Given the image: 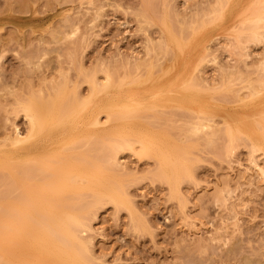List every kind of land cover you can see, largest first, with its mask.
Here are the masks:
<instances>
[{"label": "rangeland", "instance_id": "obj_1", "mask_svg": "<svg viewBox=\"0 0 264 264\" xmlns=\"http://www.w3.org/2000/svg\"><path fill=\"white\" fill-rule=\"evenodd\" d=\"M177 77H181L179 89L184 97L179 104L155 105L153 109L134 105L133 109L131 106L124 110L118 102L106 110L115 111L114 117L107 120L106 111L99 115L97 132L100 137L104 133V138L94 134L89 138L87 131L70 132L58 138L53 146L54 154L62 152L57 159L43 160L54 165L70 160L75 167L72 173L79 175L82 168L83 177L87 178L82 166L88 169L92 166L98 173L102 170L100 173L104 171L111 176L106 179L107 186L118 185V191L115 187L111 189L122 194L121 203L111 200L102 181L105 175L103 178L100 173L93 175L90 167L89 176L95 179L100 176L101 184L104 183L105 189L95 188V191L104 189L102 199L97 200L96 193L91 194L89 185L87 190L83 187L88 183L97 185L90 180L93 178L82 182L84 179L79 175L76 182L72 175L71 183L81 188L73 189L77 190L72 191L75 194L68 190L63 195L66 203L58 205L56 199L49 200L50 204L43 199V206L39 203L40 215L42 212L45 215L51 205L56 210L61 206L72 212L74 207L79 209L80 213L78 210L74 213L82 216V226L79 224L75 229L82 244L77 248L82 264H264V0H0V159L10 158L17 174L18 157L14 154L18 142L14 143V139L23 136L25 140V137L41 140L44 134L43 138L48 139L49 130L61 128L62 124L57 126L60 120L55 121L56 126L53 123L56 118H63V114L56 117L63 112L61 107L70 110L67 102H78L79 106L72 104L71 110L77 106L81 109L76 115H81L90 110L91 102L85 103L86 106L80 104L88 100L89 94L92 101L109 92L126 91L129 86V90L143 88L155 93L167 89ZM92 85L103 90H91ZM90 91L95 95L91 96ZM33 102L53 103L59 112L56 109L52 112L51 104L50 110L47 105L44 108L40 105L42 112L37 110L40 117L37 119L44 122L41 117H48V113H54L51 116L54 119L45 118L47 131L43 129L38 136L28 138L31 123L27 116L30 109L26 107L35 105ZM198 106H205L210 112L200 111ZM136 107L140 108L139 113ZM121 108L126 113L133 112L129 111L124 115L127 119H122L125 112L120 111L119 119L115 114ZM40 120H35L36 126L43 124ZM51 120L54 127L48 124ZM247 122L255 133L247 128ZM108 127L113 130L111 134L104 132ZM137 128L144 129L135 132ZM114 130H121V134L123 131V136ZM132 131L135 134L141 131L138 132L141 135ZM128 132L132 135L124 136ZM147 133V138L153 139H145ZM106 134L114 135L119 143L112 137L107 141ZM138 138L145 139V144L149 140L154 148L147 147V143L145 150ZM102 139H107L104 140L107 145ZM120 143L122 148L116 150ZM175 145L178 153L173 156ZM153 150L161 151L164 162L158 160L160 153ZM111 151L116 154L109 159ZM163 152L167 155L171 152L172 156ZM167 159L176 161L173 165L178 163L179 169L176 166L170 169L172 162ZM31 160L29 164L34 163ZM159 161L164 166L170 163L166 167L170 171L181 170L176 172L179 176L163 173L165 167ZM35 162L39 164L40 159ZM4 167L7 172L0 167V235L5 232L7 237H0L3 256L0 264H36L37 260H41L40 264H56L52 254L30 252L29 236H19V242H8V234L12 233L8 219L20 211L24 214L23 210L32 214L28 208L24 209L25 205L18 211V203L26 198L18 200V182L16 185L14 181L18 180L17 174L11 177L8 168L13 167L10 164ZM48 172L51 170L45 171ZM167 174L179 177L176 185L175 179L169 180ZM41 191L36 193L43 197L52 192ZM30 201L34 203L29 200L27 207L38 211L39 205L31 207ZM50 230L56 231L49 229L47 237L52 236ZM51 245L56 247L55 242Z\"/></svg>", "mask_w": 264, "mask_h": 264}, {"label": "bare ground", "instance_id": "obj_2", "mask_svg": "<svg viewBox=\"0 0 264 264\" xmlns=\"http://www.w3.org/2000/svg\"><path fill=\"white\" fill-rule=\"evenodd\" d=\"M257 17V16H256ZM260 18V17H259ZM137 73V72H136ZM137 74H139V72L137 73ZM140 75V74H139ZM138 75V76H139ZM186 75H188L189 77L191 76V75H189V74H186ZM136 76V75H135ZM139 77H141V76H139ZM180 78L181 77H177V78H175V79H173L172 81H171V84L169 85V87L166 89V88H161L158 92H155V93H148V91H146V89H144V90H141V89H143V88H140L139 90H137L138 88H134V87H132V89L131 90H129L131 87L129 86V89H125L126 91H123L122 92V90H124V89H122V90H120V91H117V92H109V93H106L105 95H102V96H96L95 98H93L92 99V101H89V98L91 99V97H90V94H89V98L87 97V101L86 100H82L83 102L81 103L80 101V104H82V106L84 105V106H86V104L88 103V102H91V106H90V110H87L86 111V113H83V114H81V115H76V114H78V113H76L77 112V110H80V109H78V107L76 108L75 107V109L74 110H71V109H73V105L75 106V105H77L78 104V106H79V103L78 102H76L77 104H75V103H73V101L71 102V103H69V102H67V104H65V105H67L68 106V108L71 110V112H70V110L68 111L67 109H65L64 107V105H62V106H64V107H61L60 109L61 110H63V112L62 113H58V115H57V112H59V111H57V109L56 108H54V107H56L55 106V104H54V106H52L53 105V103L51 104V106H52V112H54V110L56 109V111H55V116L56 117H58V116H60V115H62L63 114V118H66V120H64L63 121V118L62 117H58V118H56L55 120H54V122L56 121L57 122V119L58 120H60V123H53L52 122V120L54 119L53 117H51V116H53L54 115V113L53 114H51V113H48V112H45L46 114L48 113V117H51V121L49 122L48 121V124H50V123H53L54 124V126H56L55 124H57V126L59 125V124H62L61 125V128L60 129H51V130H49L48 132H47V134L49 135V138L48 139H44L43 138V136L45 135H43V136H41V140L40 139H28L27 140V137H25L26 138V140L24 139V138H21V137H23V136H21V137H16V139H14V143L17 141L18 142V150H15V156L16 157H18V159L17 158H15V159H17V163H18V174L17 173H15L16 171V165H14V163H13V165H11L12 163L11 162H13V161H11L10 162V158H9V160L8 159H0L1 160V163H2V165L0 166V167H2V170H5V172H7L6 170V167H4L5 165H7V168H8V166H9V164H10V166H12L13 168H8V169H10V171H8V172H10L9 174H12L11 175V177H14V175L15 174H17V179L18 180H15L14 178V181H15V183H16V181L18 182V200L19 199H22V198H26V200L27 199H29V200H32V201H34V203H31V201H30V204H33V205H30L29 204V206H33L34 207V204L36 203V204H38L39 205V203L43 206V199H44V202L45 201H47L48 200V202H45V203H48V204H50V202H49V200H51V199H53V201H55L54 199H56L57 200V203L56 204H58V205H61L60 203H66V197L64 198V196L63 195H65V193L66 192H68V190L70 191L71 190V192L73 191V192H77V190L78 189H80L81 188V186H79V185H76L77 183H75L74 181V183H71V181L72 180H74L75 179V181H76V179L79 177V175H80V177L82 178L83 177V170H82V168L80 169V172H81V174H77V175H75V174H73L72 173V171L74 172V170L75 169H73V168H75L74 167V165L73 164H70L69 162H71L70 160H68L69 162H66L67 164H70V165H72L71 167H72V169H71V167H70V165H67L66 163H64L63 161L62 162H59V163H57L56 165H54L53 164V162L51 163L50 161H44L43 162V160L44 159H49L50 157H51V159H49V160H51L52 161V159L53 158H56V156H58V155H60L62 152H60V151H58L57 149H56V152L58 151V153L59 154H57L56 155V153L54 154V152H55V150L53 149V146H54V144L56 143V140L58 139V138H61V137H63V136H65L66 134H68V133H70V132H74V133H79V132H85V131H87V132H89V134H88V136H89V138L94 134L95 135V137H96V135L98 136V138H101V137H103L104 138V133H101L103 136H101L100 137V134L98 135V132H97V124L100 122V113L102 112V111H106V110H110V108H113V107H115V105H116V103H118V102H120L121 104L120 105H122L123 104V108H124V110H127V109H129V107H131L132 106V109H133V107H134V105H137V106H139V105H141V106H139V107H143V108H147V109H153V108H155L154 106L156 105H163V104H168V103H175V104H179L181 101H182V99H184V97H183V95H182V92H180V89H179V82H180ZM186 80L188 79L187 78V76H186V78H185ZM190 80V79H189ZM132 82H134V81H132ZM185 82V81H184ZM105 83V82H104ZM131 83V82H130ZM129 83V84H130ZM191 83V82H190ZM189 83V84H190ZM95 84V83H94ZM126 84V83H125ZM124 84V85H125ZM102 86H103V84H101ZM105 85H107V83L105 84ZM119 85V84H118ZM123 84L121 83V86H122ZM96 86V85H95ZM94 85H92V87H91V90H93L94 88H98L99 89V87H95ZM182 85H180V87H181ZM185 86H188V85H186L185 84ZM114 87V86H113ZM120 87V86H119ZM119 87H117V88H119ZM111 88V87H110ZM116 88V87H115ZM135 89V90H134ZM97 90V89H96ZM96 90H94V91H96ZM103 89H99V90H97L98 92L99 91H102ZM117 90V89H116ZM129 90V91H128ZM141 90V91H140ZM96 91V95H97V92ZM133 91V92H132ZM138 93H137V92ZM146 91V92H145ZM91 92V91H90ZM140 92V93H139ZM144 92H145V94H144ZM132 93V94H131ZM93 95H95V93L93 92H91V96H93ZM141 97L142 98H144L143 100H141ZM188 100H191V99H188ZM52 101V100H51ZM51 101H48V102H51ZM54 102H55V100H53ZM61 102H62V100H61ZM35 103V105H37V103L36 102H33V103H31V104H34ZM45 103H47V102H44L43 104H41L40 103V105H41V107L42 106H45V105H47L48 106V109H49V105L50 104H45ZM64 103H66V102H63V104ZM68 103L70 104V107H69V105H68ZM86 103V104H85ZM57 104V103H56ZM73 104V105H72ZM35 105H30V106H32L31 108H30V106H28V107H26V110H27V108H29L30 110L32 109H34V110H36V112L35 111H30L29 110V113H28V115H27V112H26V114L25 115H27L28 117H29V119H30V123H31V129H30V135L28 136V138L29 137H31V136H38V134L40 133V131H42L43 129H46V124H47V122H46V120L48 119V117H45L44 115H42L43 113H40L39 115H42V117H41V119H44V122L46 123H44L42 120H40V119H37V118H40V117H38L37 116V114H38V112H37V110H39V107H40V105H39V103H38V105L39 106H35ZM60 105H61V103H60ZM143 105H145V106H143ZM67 106H66V108H67ZM81 106V107H82ZM117 106V105H116ZM128 107V108H125V107ZM33 107H38V109L36 108H33ZM60 107V106H59ZM72 107V108H71ZM119 107H121V106H118V108ZM197 107V106H196ZM200 109V111L202 110V111H206V113L207 112H210L209 111V109L207 108V107H205V106H198ZM42 108H44V107H42ZM41 108V109H42ZM46 108V107H45ZM58 108V107H57ZM63 108V109H62ZM39 110V112H42V110ZM47 109V108H46ZM60 109H58V110H60ZM85 109V108H84ZM135 109V108H134ZM136 109H137V107H136ZM135 109V110H136ZM142 109V108H141ZM50 110V109H49ZM48 110V111H49ZM60 110V111H61ZM124 110H122V108L121 109H119V111L118 110H116L118 113V115L117 114H115L117 117L119 116L120 117V114H121V112H125L124 114H123V117H124V115H127V113L129 112V111H131V110H128L127 111V113H126V111H124ZM134 110V111H135ZM138 110H140V108H138L137 109V111ZM143 110V109H142ZM145 110V109H144ZM47 111V110H46ZM66 111H67V113L68 114H64V112L66 113ZM121 111V112H120ZM31 112V113H30ZM50 112V111H49ZM79 112V111H78ZM107 113V120H109L111 117H114V116H112L113 114H114V112H109V111H106ZM131 112H133V111H131ZM141 112V111H140ZM148 112V111H147ZM147 112H145V114L147 113ZM251 112V111H250ZM44 113V114H45ZM70 113V114H69ZM116 113V112H115ZM120 113V114H119ZM136 113V112H135ZM135 113H131L132 115H134ZM138 113H139V111H138ZM137 113V115L138 116H140L139 114ZM141 113H143L144 114V111L143 112H141ZM153 113V112H152ZM51 114V115H50ZM129 114V113H128ZM249 114H252V113H249ZM50 115V116H49ZM65 115V116H64ZM100 115V116H99ZM137 115H135L136 117H137ZM152 115V114H151ZM151 115L150 116H148L147 115V117H151ZM154 115V114H153ZM167 115V114H166ZM173 115V114H172ZM106 116V115H105ZM154 116H157V115H154ZM168 116V115H167ZM198 116V115H197ZM200 116V115H199ZM116 117V118H117ZM128 117H129V115H128ZM130 117H132V116H130ZM143 117H145L146 118V115H144ZM142 117V118H143ZM166 117V116H165ZM45 118H46V120H45ZM59 118H61V119H59ZM127 119V116H125L124 118H122V119ZM196 118V117H195ZM200 118H202V117H200ZM114 119V118H113ZM119 119H121V117L119 118ZM148 119V118H147ZM146 119V120H147ZM38 121V120H40L39 122H43V124H41V125H45V126H41L40 124H38V126H40V127H38V126H36L37 124H36V121ZM50 120V119H49ZM106 120V121H107ZM117 120H118V118H117ZM200 120V119H199ZM112 121V120H111ZM116 121V120H115ZM39 122H37V123H39ZM63 122V123H62ZM83 123V125H79V123ZM108 122V121H107ZM147 122H149V121H147ZM103 123H105V122H103ZM102 123V124H103ZM248 124L246 125L247 126V128H249L250 129V126H248V125H250V123L249 122H247ZM146 124V123H145ZM148 124V123H147ZM146 124V125H147ZM50 125H52V124H50ZM112 126H114L113 124H111ZM53 125H52V127H54ZM112 126H110V127H112ZM118 126V125H117ZM139 126H141V125H139ZM149 126V125H148ZM42 127H44V128H42ZM48 127V126H47ZM59 127V126H58ZM128 127V126H127ZM126 127V128H127ZM150 127V126H149ZM41 128V129H40ZM116 128V127H115ZM119 128H121L122 129V127L121 126H119ZM230 127H228V129H229ZM49 129V128H48ZM112 129H114L113 127H112ZM132 129V128H131ZM135 129V128H134ZM144 129V128H143ZM143 129H136L135 130V132L137 131V130H143ZM145 129H147V128H145ZM252 129V128H251ZM250 129V130H251ZM116 130H118V128H116ZM128 130H130V129H128ZM150 130V129H149ZM149 130L147 131V132H149ZM249 130V131H250ZM253 130V129H252ZM45 131H47V129L45 130ZM108 132V133H110L111 131H113V130H111V128H109L108 127V129L106 128V130L104 131V132ZM115 131V130H114ZM261 131V130H260ZM102 132V131H101ZM117 132H120V134H121V130L120 131H117ZM117 132L115 131V133L117 134ZM125 132V131H124ZM130 132H131V130H130ZM135 132L134 131H132V133H134V135H136L137 136V134L138 135H141V134H139L138 132L135 134ZM145 132V131H144ZM227 132H230V131H227ZM252 132H254L255 133V130H253ZM91 133V134H90ZM107 133V134H108ZM125 133H127V132H125ZM129 133V132H128ZM132 133H129V134H125L124 136H127V135H129V136H131L132 135ZM146 133V132H145ZM151 133V132H150ZM106 134V135H107ZM111 134V133H110ZM122 134H123V131H122ZM121 134V137L123 136ZM131 134V135H130ZM142 134H143V131H142ZM93 135V136H94ZM118 136H119V134H117ZM116 135V136H117ZM146 135V137H145V139L147 138V136H148V133L147 134H144V136ZM150 135V134H149ZM261 135V134H260ZM35 136V137H36ZM108 136H110L109 138H108ZM45 137V136H44ZM95 137H92V138H95ZM112 136L111 135H107V139H104V140H107V141H109V140H111L110 138H111ZM138 137H140V136H138ZM143 137V136H142ZM151 136H149L148 138H150ZM230 137H232V134H231V136ZM86 138V137H85ZM88 138V137H87ZM88 138V139H89ZM113 140H114V138H116L114 135H113ZM118 138V137H117ZM124 138V137H123ZM123 138H121L122 140H123ZM133 138V137H132ZM141 138V137H140ZM140 138H138V139H140ZM144 138V137H143ZM147 138V139H148ZM78 139H79V137H78ZM87 139V140H88ZM120 139V140H121ZM128 139V138H127ZM142 139V138H141ZM140 139V140H141ZM145 139H143L144 141H146ZM151 139H153L152 137H151ZM150 139V140H151ZM96 140V139H95ZM98 140V139H97ZM103 140V139H102ZM101 140V141H102ZM103 140V141H104ZM121 140V141H122ZM129 141H130V143H132L133 142V140H132V142H131V140H130V138L128 139ZM139 140V141H140ZM143 140H141V144L143 145L144 144V146L146 147V144L147 143H149L148 145H147V147H149V146H151V148L153 147L154 148V146H152L151 144H152V142H148L149 140H147V142H146V144L145 143H143ZM264 140V139H263ZM74 141H75V139L73 140V143H74ZM100 141V140H99ZM117 140H114V142L115 143H119V142H116ZM125 141V140H124ZM127 141V140H126ZM125 141V142H126ZM152 141V140H151ZM16 142V143H17ZM72 142V141H71ZM110 142V141H109ZM113 142V141H112ZM123 142V141H122ZM128 142V141H127ZM19 143H21L20 145H19ZM99 143V142H98ZM103 143V142H102ZM104 143H105V141H104ZM256 143V142H255ZM259 142L257 141V143L256 144H258ZM111 144V143H110ZM12 145H14V144H12ZM71 145V144H70ZM105 145H107L106 143H105ZM113 145H115L116 146V144H113ZM125 146H126V144H124ZM153 145H155V144H153ZM69 146V145H68ZM114 146V147H115ZM118 146V145H117ZM127 146L130 148V144L129 143H127ZM176 146V145H175ZM174 146V147H175ZM258 146H261V145H258ZM62 147H66V144L65 145H62L61 146V148ZM122 148V146H121V143H120V146H118V148L116 147V150L118 149L119 150V148ZM143 147V146H142ZM147 147H146V149L145 150H147ZM177 147V149H176V151L174 150L173 152L171 151V150H173V149H168L169 151H171L172 153H173V156L175 155L174 153L175 152H177L178 151V146H176ZM175 147V148H176ZM60 148V149H61ZM111 148H113V146L111 147ZM124 148V147H123ZM157 148V147H156ZM155 148V149H156ZM167 149L166 147H162V150L163 149ZM157 149H160L161 150V147H159V148H157ZM156 149V150H157ZM164 149V152H166L167 150H165ZM54 152H53V151ZM123 150V149H122ZM150 150V148L148 149V151ZM156 150H153V152L154 151H156ZM63 151V150H62ZM102 151V150H101ZM121 151V150H120ZM169 151L167 152V153H169ZM98 152H100V150L98 151ZM103 152V151H102ZM101 152V153H102ZM109 152V151H108ZM163 152V154H165ZM170 152V154L171 155H169V156H172V153ZM111 153H112V155L110 156V155H108V157H109V159H110V157H114V155H113V153L114 152H112L111 151ZM145 153H148V152H145ZM151 153H152V151H151ZM155 153V152H154ZM153 153V154H154ZM156 153H160V156H158L159 157V159L158 160H162L163 162H164V160H163V156L164 155H162L161 154V151H156ZM167 153L165 154L166 156H168L167 155ZM178 153V152H177ZM114 154H116V153H114ZM105 155V154H104ZM155 155V154H154ZM158 154H156V156H157ZM176 155H178V154H176ZM100 156H101V154H100ZM162 156V157H161ZM53 157V158H52ZM63 157H64V155H63ZM176 157H178V156H176ZM175 157V158H176ZM179 157H180V154H179ZM178 157V159L179 160H181L180 158ZM182 157V156H181ZM37 158L38 159H40V163L39 164H34V163H36L35 162V159L37 160ZM66 158V157H65ZM97 158V157H96ZM160 158H162V159H160ZM171 158V157H170ZM31 159H33L34 160V163H31V164H29L30 162H32V160ZM57 159V158H56ZM97 159H99V157L97 158ZM96 159V160H97ZM31 160V161H30ZM63 160H65V159H63ZM96 160L94 161V163L95 164H97L96 163ZM99 160H102V158L101 159H99ZM168 160V162H172V159H171V161H169V159H167ZM177 160V159H176ZM10 163H9V162ZM98 161V160H97ZM14 162L16 163V161L14 160ZM160 162V161H159ZM163 162H160V164L162 165V166H164V163ZM176 162V161H175ZM174 162V160H173V162H172V166H170L169 164H167V162H166V164L165 165H167V166H164L163 168V173L165 172V174H166V172L169 174L170 173V175H173L174 177L175 176H179V174L177 173L176 174V172L178 171H181V170H178L179 168H178V166H177V164L178 163H176V165H173V163H175ZM8 163V164H7ZM101 163V162H100ZM181 163V162H180ZM179 163V164H180ZM95 164H94V166H95ZM159 164V163H158ZM157 164V165H158ZM159 164V165H160ZM170 167H169V166ZM76 166V165H75ZM81 165H79V167H80ZM162 166H160V169H161V167ZM173 166H176L178 169H177V171H172V173H171V171L170 170H168L166 167H169L170 169L171 168H173ZM4 167V168H3ZM14 167H15V169H14ZM69 168V170H67L68 168ZM79 167H76V169L77 168H79ZM82 167H84L83 169H86V172H87V174H88V178H87V176L86 177H83L82 179H84V180H82V182L83 181H85V178L88 180V179H90L89 177H91V176H89V174L91 173L90 171H87V170H89L90 169V167H91V169L90 170H93L92 171V174L93 175H95V174H97L98 173V169H97V167H96V171L94 170V169H92V166H89V169H88V166H82ZM51 170V172H48L47 174L45 173V171L46 170H49V169ZM67 168V169H66ZM157 168H158V166H157ZM182 168V166L180 167V169ZM11 169H14V172H11L12 170ZM174 169H176L175 167H174ZM0 170H1V168H0ZM79 169H77L76 171H78ZM82 170V171H81ZM75 171V172H76ZM99 171H100V169H99ZM102 171V170H101ZM100 171V172H101ZM162 171V170H161ZM161 171H160V173H161ZM170 171V172H169ZM2 172V171H1ZM79 172V171H78ZM79 172V173H80ZM84 172H85V170H84ZM86 172L84 173V175H87L86 174ZM90 172V173H89ZM94 172V173H93ZM99 172V173H100ZM155 172V171H154ZM156 172H157V170H156ZM156 172L154 173L155 174V176L157 175L156 174ZM175 172V173H174ZM13 173H15V174H13ZM77 173V172H76ZM98 173V174H99ZM163 173H162V176H163ZM174 173V174H173ZM2 174H3V172H2ZM6 174V173H5ZM91 174V175H92ZM97 174V175H98ZM103 175L102 176V178L104 177V175H105V179L104 180H102V181H104L105 183H106V179H108V176H109V179H110V175H108L106 172H105V174H104V171L102 172V173H100L99 175ZM167 174V175H168ZM176 174V175H175ZM72 175H74L73 177V179H72ZM93 175H92V177L91 178H93ZM106 175H107V178H106ZM170 175H168V179L169 180H171V178L173 177H169ZM78 176V177H77ZM6 177H8V176H6ZM77 177V178H76ZM95 177H97V176H95ZM100 176H98V178H99ZM156 177H158V176H156ZM173 177V179H175ZM9 178H10V176H9ZM8 178V179H9ZM95 179V178H93V179H90V180H94L93 182H95V183H97V185L96 184H87L86 186H83V187H87L88 185H89V189L91 190V191H93L91 194L92 195H94V193H96V199L97 198H100L101 196L103 197V193H102V190H104L105 189V187H104V185H106L107 186V184H108V182L106 183V184H104L103 182H102V184H101V177L99 178V179ZM11 179V178H10ZM12 179V180H13ZM72 179V180H71ZM108 179V180H109ZM162 179V178H161ZM164 179H166V176H165V178ZM177 180H179V177L178 178H176ZM176 179L175 180H173V181H175L174 183H175V185H176ZM86 180V181H87ZM89 180V181H90ZM99 180H100V184L98 185V183H99ZM107 180V181H108ZM167 180V179H166ZM88 181V182H89ZM98 181V182H97ZM168 181V180H167ZM173 181H171V185H172V183H173ZM77 182V181H76ZM91 182V181H90ZM93 182H91V183H93ZM11 183H13V182H11ZM10 183V184H11ZM14 183V184H15ZM86 183V182H85ZM14 184H13V186H14ZM104 184V185H103ZM16 185H17V183H16ZM15 185V186H16ZM83 185H84V183H83ZM103 185V186H102ZM30 188H29V187ZM80 187V188H77V187ZM93 186V187H92ZM98 186V187H97ZM100 186V187H99ZM174 186V185H173ZM27 187H28V189L30 190H28L27 189ZM101 187L102 188H104V189H102V190H97V191H95V188L97 189H101ZM111 187L113 188V187H115V186H112V184H111V186L109 185V187L107 186V188L109 189H106L107 191H109V195L107 194L108 192H106V191H104V193H106L107 195H108V197L111 199V200H113L114 202L116 201L117 203H121L122 201V194H121V192H120V194L119 193H117V191H118V185H117V187H115V188H117V191H115L114 189H111ZM121 187V186H120ZM88 188H86V190L88 189ZM16 189V190H17ZM42 189H44V190H42ZM73 189H77V190H73ZM93 189V190H92ZM114 190L113 192L111 191V190ZM38 190V192L39 191H41V193H47V192H49V191H52L51 193H47L46 194V196L45 197H43L42 195V197L41 196H39L38 195V192L36 193V191ZM46 190V191H45ZM119 191H121V190H119ZM70 192V193H71ZM72 192V193H73ZM110 192H112L111 194H110ZM73 194H75V193H73ZM120 196H119V195ZM44 195V194H43ZM106 195V196H107ZM23 196H26V197H23ZM95 196V195H94ZM93 196V197H94ZM105 196V195H104ZM65 199V201L64 202H61V201H63ZM95 198H93V200H94ZM100 199H102V198H100ZM26 200L24 201V202H26ZM29 200H27V203L29 202ZM97 200H99V199H97ZM20 201V200H19ZM23 201V200H22ZM52 201V202H53ZM24 202L22 203V202H20V203H22V205L20 204V203H18V207H19V209H18V211L19 210H22L23 208H21L23 205H25V208L24 209H27L28 208V210H29V212H31L30 214H32L31 216L29 215V214H27V210H26V212H25V210H23V212H24V214L26 213L27 215H25L24 216V214L20 211L19 213H18V215H16L15 214V216L13 215L12 217H14V218H12L13 219V221H15V223L13 224L12 223V219H8V220H10V222L11 223H9V222H7V223H9L12 227H14V229L12 228V227H10L11 228V230L10 231H12V233L10 234L9 232V234H8V242H16L18 239H20L19 238V236H22V235H25V236H29L31 239H32V242L30 243L31 244V247H32V249L30 250V252L31 253H34V254H36V253H38V252H42V254L43 255H53L54 256V258H53V260H54V263H56V264H82L83 263V260L80 258V255H79V249H77V248H79V246H81L82 244L81 243H79V242H81V240H80V238H78V235H76V232H77V230L75 231V229H76V227L80 224L81 225V220H80V217L82 218V216H80L79 215V213H80V211H79V209H75V207L73 208L74 210H73V212L72 211H69V210H67V208L66 207H63L62 208V206H61V208L60 209H66V210H60V209H58V210H56L54 207H49L50 208V210L49 211H47L48 212V214H46L45 213V215H43L42 213H41V215L38 213L39 212V210H40V212H41V210L42 209H40V207H41V205H39V206H37V207H39L38 208V211H36L35 210V208L33 209L34 211H31V208L30 207H27V203L26 204H24ZM58 202H60V203H58ZM124 202V201H123ZM67 203H69L68 201H67ZM20 204V205H19ZM51 204H54V203H51ZM45 205V204H44ZM65 205V204H64ZM69 205H70V203H69ZM68 205V206H69ZM36 206V205H35ZM48 206V205H47ZM55 206V205H54ZM36 207V208H37ZM45 207H46V205H45ZM60 207V206H59ZM59 207H57V208H59ZM70 207L72 208V204L70 205ZM13 208V207H12ZM11 208V209H12ZM43 208V207H42ZM52 208V209H51ZM44 210H47L48 209V207H47V209L46 208H43ZM55 211H54V210ZM70 209V208H69ZM77 210L79 211V213H74V211H76L77 212ZM80 210H83V209H80ZM65 211H67V212H65ZM69 211V212H68ZM12 212H14V210L12 209ZM33 212H35L34 213V215L36 214V213H38V215H36V216H34L33 215ZM61 212V213H60ZM84 212V211H83ZM11 214H13V213H11ZM10 214V215H11ZM22 214V215H21ZM21 215V216H20ZM43 215V216H42ZM23 216V217H22ZM28 216V217H27ZM10 217V216H9ZM8 217V218H9ZM15 217H17V221H16V218ZM26 217V218H25ZM33 217V218H32ZM28 218V219H27ZM31 219V220H30ZM83 222V221H82ZM6 223V224H7ZM13 224V225H12ZM10 225H8V226H10ZM79 225V226H80ZM82 226V225H81ZM13 229V230H12ZM49 229H56V231L55 232H53L52 230H50V231H52L54 234L55 233H57V231L60 233V235H59V233H57V235L55 236V235H53V233H51L52 234V236H49V234H48V237H47V235H46V232L48 233V230ZM3 233V232H2ZM7 233V232H6ZM9 235L11 236V238H9ZM2 236H6V234H5V232L3 233V234H1L0 235V237H1V239L3 238ZM7 237V236H6ZM6 237H4L5 238V241H6ZM47 237V238H46ZM0 239V242H2V240ZM10 239V240H9ZM79 239V240H78ZM4 240V239H3ZM18 242H19V240H18ZM52 242H55V245H56V247H53L52 245H51V243ZM77 245H78V247H77ZM2 247V246H1ZM41 247V248H40ZM76 248V249H75ZM2 248H0V250H1ZM5 249V247L3 246V250ZM77 250L79 251V252H77ZM1 252H3V251H1ZM77 252V253H76ZM2 256V255H1ZM0 256V257H1ZM3 257V256H2ZM5 258V257H4ZM3 258V259H4ZM4 260H6V258L4 259ZM8 262H9V259H8ZM40 262H41V260H37L36 261V264H40Z\"/></svg>", "mask_w": 264, "mask_h": 264}]
</instances>
